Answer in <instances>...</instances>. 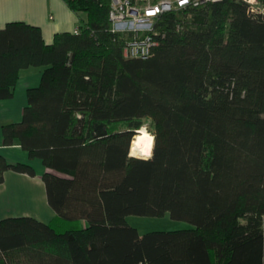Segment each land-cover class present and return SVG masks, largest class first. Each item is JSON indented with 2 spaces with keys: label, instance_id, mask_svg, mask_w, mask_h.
I'll return each mask as SVG.
<instances>
[{
  "label": "trees",
  "instance_id": "obj_1",
  "mask_svg": "<svg viewBox=\"0 0 264 264\" xmlns=\"http://www.w3.org/2000/svg\"><path fill=\"white\" fill-rule=\"evenodd\" d=\"M66 1L88 14L79 33L0 29V100L45 66L2 131L41 160L56 212L0 219V264H264V14L244 0L168 11L152 55L127 57L134 32L113 30V0ZM149 119L152 155L134 156ZM10 170L38 174L0 152V185ZM167 213L193 227L127 220Z\"/></svg>",
  "mask_w": 264,
  "mask_h": 264
},
{
  "label": "crops",
  "instance_id": "obj_2",
  "mask_svg": "<svg viewBox=\"0 0 264 264\" xmlns=\"http://www.w3.org/2000/svg\"><path fill=\"white\" fill-rule=\"evenodd\" d=\"M87 20V12L73 10L66 0H0V29L4 28L10 22H25L39 26L43 31L44 40L48 44L55 41L58 33L74 32L76 28ZM44 70L45 66H31L22 69L14 97L0 100V152L12 161L31 162L38 169L36 176H30L26 173H19L12 170L6 172L5 182L0 185V219L23 215L7 207L10 201L15 199L10 198L9 192L11 190L7 183L10 178L24 180L38 186L42 196H44L45 201L42 200L40 204H35V192L33 190L16 191V200L20 201V199H25L31 202V204H34L31 207V211H27L29 214L24 215H32L46 222L50 221L56 215V212L48 202V197L46 202L44 188L41 182L44 181L42 178L44 166L41 160L31 159L29 153L20 144L11 146L4 145L2 131V127L5 124L22 120L24 110L28 104V89L40 84ZM14 209L16 208L14 207Z\"/></svg>",
  "mask_w": 264,
  "mask_h": 264
},
{
  "label": "built area",
  "instance_id": "obj_3",
  "mask_svg": "<svg viewBox=\"0 0 264 264\" xmlns=\"http://www.w3.org/2000/svg\"><path fill=\"white\" fill-rule=\"evenodd\" d=\"M211 0H113L111 19L113 30L133 31L134 38L125 47L127 57H149L158 41L151 31L155 18L165 12L198 6ZM215 1V0H212ZM253 14H264V0H244ZM75 33L80 32V27Z\"/></svg>",
  "mask_w": 264,
  "mask_h": 264
},
{
  "label": "rangeland",
  "instance_id": "obj_4",
  "mask_svg": "<svg viewBox=\"0 0 264 264\" xmlns=\"http://www.w3.org/2000/svg\"><path fill=\"white\" fill-rule=\"evenodd\" d=\"M151 123H152L151 119L147 120L145 125H144L145 128L148 129V126L151 125ZM138 133L139 132H137V134ZM136 156H140V155H136ZM140 157H149V156H140ZM41 182H42V186L44 188L43 191H44L46 202H47L45 183H44V181H41ZM7 183H8V186L10 187V190H11L9 192L10 198H15L12 201H10V203L7 207L9 209H12L13 211L16 210V211H18V213L23 214V215L29 214V213H27V211H31V207H33L32 205H34L33 203L31 204V202H29L25 199L24 200L20 199L21 202L16 200L15 192L19 191V190L21 192L29 191L26 189L33 190L35 192V198H36V199L34 198L35 204H40L42 202V200L45 201L44 196H42L40 189L36 185L28 183L27 181H24V180L12 179V178L8 179ZM16 189H18V190H16ZM14 207L16 209H14ZM52 219H53V217L50 220H52ZM127 220L130 224L137 227L141 234H144V233H147L150 231H157V230L170 231V230H179V229L193 227V225L191 223H189L188 221L177 220V219L172 218L169 213H167L164 216L129 215L127 217Z\"/></svg>",
  "mask_w": 264,
  "mask_h": 264
},
{
  "label": "bare ground",
  "instance_id": "obj_5",
  "mask_svg": "<svg viewBox=\"0 0 264 264\" xmlns=\"http://www.w3.org/2000/svg\"><path fill=\"white\" fill-rule=\"evenodd\" d=\"M132 141L131 153L133 155L151 156L154 147V135L143 126Z\"/></svg>",
  "mask_w": 264,
  "mask_h": 264
},
{
  "label": "water",
  "instance_id": "obj_6",
  "mask_svg": "<svg viewBox=\"0 0 264 264\" xmlns=\"http://www.w3.org/2000/svg\"><path fill=\"white\" fill-rule=\"evenodd\" d=\"M138 132V131H137ZM133 155V154H132Z\"/></svg>",
  "mask_w": 264,
  "mask_h": 264
}]
</instances>
